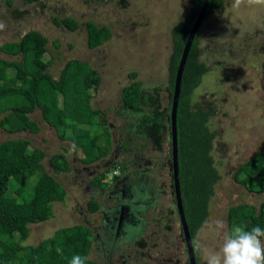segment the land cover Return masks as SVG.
<instances>
[{"label":"rangeland","instance_id":"1","mask_svg":"<svg viewBox=\"0 0 264 264\" xmlns=\"http://www.w3.org/2000/svg\"><path fill=\"white\" fill-rule=\"evenodd\" d=\"M65 17L77 21L76 30L64 27ZM193 18L190 0H39L36 4L11 0V5L0 0V45L34 30L47 39L42 59L54 78L70 59L87 62L97 71L99 81L90 91V105L101 112L96 120L111 135L109 154L84 166L78 161L81 151L59 139L38 110L29 115L40 127L36 134L11 135L0 127V141L21 138L42 149L44 172L64 191L62 199L50 204L46 219L28 225L23 244H36L61 227L83 224L92 234L88 258L96 264H188L173 195L169 129L159 138L132 131L135 137L126 151L117 131L130 119L136 123L140 114L160 113L165 108L169 112L170 32L180 22L192 26ZM88 20L111 31L110 38L94 49L86 45ZM195 40V56L206 70L191 96L199 106L212 110L210 156L219 176L208 215L191 239L195 264H202V255L219 251L223 231L248 223L228 226V208L244 204L257 209L264 200V193L249 192L233 179L242 163L264 152V8L235 9L232 0H218L199 24ZM0 59L19 61L21 56L0 51ZM7 72L12 76L14 70ZM129 72H135L141 82V109L138 116L125 117L118 113L119 93L131 81ZM54 153L68 161L65 172L50 168L48 159ZM113 161L119 166L111 168ZM108 166L101 185L94 186L92 177ZM113 176L119 178L113 180ZM9 183L12 191L16 183L13 179ZM91 199L98 203L95 213L87 211ZM218 222L225 225L223 231L217 229ZM194 240L203 241L206 247L202 251L195 248Z\"/></svg>","mask_w":264,"mask_h":264},{"label":"trees","instance_id":"2","mask_svg":"<svg viewBox=\"0 0 264 264\" xmlns=\"http://www.w3.org/2000/svg\"><path fill=\"white\" fill-rule=\"evenodd\" d=\"M190 3L196 18L202 0H190ZM217 3L218 0H208L203 19L215 9ZM7 4L11 5V0H7ZM61 22L70 31L78 27L77 21L70 17L63 18ZM84 26L89 49L100 46L111 36L106 26H97L89 20ZM190 28L191 25L180 22L170 32V92ZM46 42L42 34L31 30L25 32L18 41L0 45L3 54L21 56L19 61L0 59V127L11 135L20 132L36 134L40 127L29 115L38 110L42 120L54 129L59 139L70 142L81 151L79 163L92 165L109 154L111 142L108 128L96 120L101 112L90 105V91L96 89L98 73L87 62L70 59L54 78L46 71L47 66L42 59L47 52ZM195 51L194 35L181 76L176 109L178 182L191 239L204 224L213 187L219 178L210 156L214 137L209 129L212 110L199 106L191 96L206 70L204 64L197 60ZM8 69L14 70L12 76L8 74ZM262 69L264 74V60ZM127 77L131 81L120 90L118 113H123L125 117L138 116L141 109V82L136 80L135 72H129ZM167 111L165 108L160 113L140 114L141 119H135L136 123L130 119L122 130L117 131L122 150H127L134 135L145 136L148 133L157 138L165 135L170 128ZM92 127L95 129L92 130ZM101 134L105 136L104 139ZM167 137L170 140V132ZM100 141L105 143V147L100 146ZM44 156L42 149L29 145L26 139L8 138L0 141V264H69L75 254L88 257L92 234L83 224L61 227L52 234L51 239L23 244L29 235L28 225L46 219L50 204L59 201L64 195L59 182L44 172L41 165ZM48 164L55 173L65 172L69 168L68 161L60 153L51 154ZM118 166V161H113L110 167ZM110 167L93 176L91 183L99 187ZM118 178L113 176V180ZM10 179L16 183L12 191L9 188ZM233 179L249 192L264 193V152L242 163L235 170ZM98 209L95 200L87 202L89 213H95ZM226 220L228 226L232 222L247 220L249 229L253 226L264 228V200L257 209L244 204L230 206ZM58 245L63 248V256L56 252ZM87 264L96 263L88 258Z\"/></svg>","mask_w":264,"mask_h":264},{"label":"clouds","instance_id":"3","mask_svg":"<svg viewBox=\"0 0 264 264\" xmlns=\"http://www.w3.org/2000/svg\"><path fill=\"white\" fill-rule=\"evenodd\" d=\"M232 7H260L264 8V0H232ZM0 27H3L0 25ZM223 222L217 223V229L223 231ZM52 234H45L43 239H51ZM193 246L203 250L206 244L201 240H194ZM58 255L63 256V248L56 247ZM86 255L75 254L69 264H87ZM202 264H264V228L246 224H234L227 231H223V241L218 252L201 256Z\"/></svg>","mask_w":264,"mask_h":264},{"label":"water","instance_id":"4","mask_svg":"<svg viewBox=\"0 0 264 264\" xmlns=\"http://www.w3.org/2000/svg\"><path fill=\"white\" fill-rule=\"evenodd\" d=\"M207 2L208 0H202L199 12L184 42V45H183V48H182V51L179 57L178 65L176 68V72H175L171 99H170V110H169V116H168V122H169V127H170L169 132H170L171 178H172L174 202H175L176 213H177L178 220L180 223L181 234L183 236V239L186 245L188 264H195V261H194V254H193V249H192V244H191V238H190L188 227L185 221L182 202H181V196H180V190H179L178 161H177V136H176V109H177V103H178V96L180 92L181 76H182L183 68L185 65V61L188 56V52H189L193 37L195 35V32L204 17Z\"/></svg>","mask_w":264,"mask_h":264},{"label":"flooded vegetation","instance_id":"5","mask_svg":"<svg viewBox=\"0 0 264 264\" xmlns=\"http://www.w3.org/2000/svg\"><path fill=\"white\" fill-rule=\"evenodd\" d=\"M131 193V192H130Z\"/></svg>","mask_w":264,"mask_h":264}]
</instances>
